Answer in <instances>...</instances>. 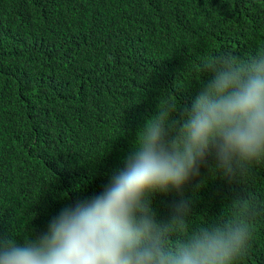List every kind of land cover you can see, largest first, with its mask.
<instances>
[{
    "label": "trees",
    "instance_id": "1",
    "mask_svg": "<svg viewBox=\"0 0 264 264\" xmlns=\"http://www.w3.org/2000/svg\"><path fill=\"white\" fill-rule=\"evenodd\" d=\"M260 51L264 0H0V237L22 244L98 195L162 99L191 106L206 59ZM213 163L183 189L193 222L246 189L264 205V167L243 186ZM180 198L155 195L158 218ZM253 230L237 264H264V213Z\"/></svg>",
    "mask_w": 264,
    "mask_h": 264
},
{
    "label": "clouds",
    "instance_id": "2",
    "mask_svg": "<svg viewBox=\"0 0 264 264\" xmlns=\"http://www.w3.org/2000/svg\"><path fill=\"white\" fill-rule=\"evenodd\" d=\"M200 71L191 106L162 99L98 195L66 205L45 232L22 244L0 237V264H237L264 205L245 187L230 212L193 222L182 192L209 157L212 174L243 186L264 167V51L218 54ZM170 191L181 198L161 220L153 198Z\"/></svg>",
    "mask_w": 264,
    "mask_h": 264
}]
</instances>
